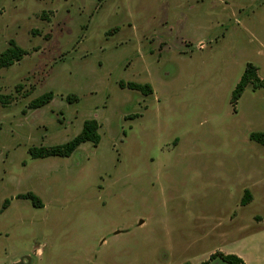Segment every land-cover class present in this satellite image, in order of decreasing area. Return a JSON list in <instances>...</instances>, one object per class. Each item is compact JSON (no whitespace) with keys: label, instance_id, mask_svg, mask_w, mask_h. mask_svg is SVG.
<instances>
[{"label":"rangeland","instance_id":"374dc122","mask_svg":"<svg viewBox=\"0 0 264 264\" xmlns=\"http://www.w3.org/2000/svg\"><path fill=\"white\" fill-rule=\"evenodd\" d=\"M10 41L28 55L0 70V264H264V89L232 103L248 64L264 80V0H0ZM88 120L98 146L31 158Z\"/></svg>","mask_w":264,"mask_h":264},{"label":"trees","instance_id":"16d2710c","mask_svg":"<svg viewBox=\"0 0 264 264\" xmlns=\"http://www.w3.org/2000/svg\"><path fill=\"white\" fill-rule=\"evenodd\" d=\"M28 55V52L23 50L20 46L16 44L14 41H10L9 48L0 54V70L8 69L14 66L17 63H20L24 57ZM254 86V89H264V80L260 79L258 76V69L253 64H248L244 74L242 75L240 82L236 86V89L233 92L232 103H236L243 95L245 90L250 86ZM121 88H128L132 91L140 92L144 95H152L153 89L150 85H141L136 83H129L125 85L121 83ZM21 89V87H19ZM54 93L48 92L42 94L41 96L33 99L29 105L28 109L37 110L41 109L52 103L54 100ZM4 103H8L10 101V97H6L3 99ZM68 102H77L78 98L75 96H69L67 98ZM100 126L96 120H88L84 123L82 131L78 136H76L73 140L57 146L51 147H34L29 150V154L33 160H43L48 158H69L74 152L85 143H91L94 146H98L101 142V135L99 132ZM251 140L264 146V133H252L250 136ZM19 200L30 201L35 208L42 209L43 205L41 203L40 198L33 194L28 193L25 195H19L17 197ZM252 201V194L249 190L245 191L244 197L242 199V206H248ZM10 206V201L6 200L3 205V212ZM221 259L223 262L227 264H246V262L237 255L232 254H224L221 252H217L212 255L210 261L204 262L202 264H209L211 261L216 259Z\"/></svg>","mask_w":264,"mask_h":264}]
</instances>
